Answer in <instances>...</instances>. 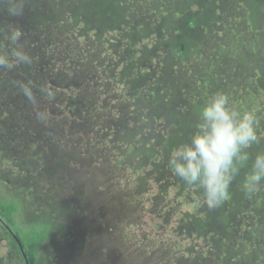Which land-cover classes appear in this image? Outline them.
<instances>
[{
	"label": "rangeland",
	"instance_id": "rangeland-1",
	"mask_svg": "<svg viewBox=\"0 0 264 264\" xmlns=\"http://www.w3.org/2000/svg\"><path fill=\"white\" fill-rule=\"evenodd\" d=\"M79 1L0 0V54L15 32L31 59L0 68V197L23 234H48L36 264H264L251 160L212 210L167 167L216 92L254 112L264 152V0H107L103 16ZM11 254L0 227V264Z\"/></svg>",
	"mask_w": 264,
	"mask_h": 264
},
{
	"label": "clouds",
	"instance_id": "clouds-1",
	"mask_svg": "<svg viewBox=\"0 0 264 264\" xmlns=\"http://www.w3.org/2000/svg\"><path fill=\"white\" fill-rule=\"evenodd\" d=\"M9 13L22 15L23 6H13ZM19 40L18 33H11L13 47L10 54H0V68L31 63ZM260 140L254 112L235 106L228 94L216 92L201 106L192 136L171 152L167 167L187 187L200 190L203 203L210 210L216 209L229 199L231 184L250 160L242 190L246 197L260 191L264 182V152H258L254 158L249 153Z\"/></svg>",
	"mask_w": 264,
	"mask_h": 264
},
{
	"label": "trees",
	"instance_id": "trees-1",
	"mask_svg": "<svg viewBox=\"0 0 264 264\" xmlns=\"http://www.w3.org/2000/svg\"><path fill=\"white\" fill-rule=\"evenodd\" d=\"M80 0L78 3H74V5L78 6L77 9H83L84 6L87 5H93V7L97 6L95 9L99 10L101 12V7L105 6L104 8L107 9V6H110L109 3H107V0H103L102 2H99L97 0ZM92 3V4H91ZM78 4V5H77ZM92 7V8H93ZM103 12V10H102ZM102 12L99 14L100 16ZM111 15V13H108ZM96 15V14H95ZM93 16L94 18H99ZM79 25L78 22H74V25ZM187 28H184L183 30V37L178 42L177 51L176 53H182L185 54L187 50L189 49V30L197 29L199 26H201V21L198 19H190L187 22ZM50 61L43 62L45 65H47ZM59 76H61L59 74ZM61 175H59L58 178H60ZM64 202H59L57 209H60L63 207ZM63 209V208H62ZM17 212H18V206L16 205L15 201L3 199L0 197V227L3 230V234L8 237L9 241L11 242V248H12V255H18L20 257V264H36V257L37 252L41 246V244L47 239L48 234L41 230L33 229L30 230L28 233L26 232L23 234V232L19 229L17 226L16 218H17ZM66 214V222L69 223L70 219V225H71V218L73 216L71 215V212L67 209L64 212ZM73 214V212H72ZM225 218V217H224ZM224 218L222 220H224ZM221 220H218L220 222ZM222 222V221H221ZM77 226V225H76ZM23 248V252H21V248Z\"/></svg>",
	"mask_w": 264,
	"mask_h": 264
},
{
	"label": "water",
	"instance_id": "water-1",
	"mask_svg": "<svg viewBox=\"0 0 264 264\" xmlns=\"http://www.w3.org/2000/svg\"><path fill=\"white\" fill-rule=\"evenodd\" d=\"M21 248V252H23V248L22 247H20ZM28 264V263H27Z\"/></svg>",
	"mask_w": 264,
	"mask_h": 264
}]
</instances>
